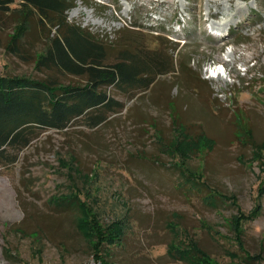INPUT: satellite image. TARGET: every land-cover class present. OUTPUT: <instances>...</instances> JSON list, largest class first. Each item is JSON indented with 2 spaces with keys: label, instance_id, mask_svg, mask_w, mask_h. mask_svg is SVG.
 Segmentation results:
<instances>
[{
  "label": "rangeland",
  "instance_id": "obj_1",
  "mask_svg": "<svg viewBox=\"0 0 264 264\" xmlns=\"http://www.w3.org/2000/svg\"><path fill=\"white\" fill-rule=\"evenodd\" d=\"M72 5L68 23L94 35L105 63L117 62L126 49L145 57L162 48L160 57L173 60L175 72L154 75L145 88L108 87L117 105L98 125L85 115L63 129L36 128L15 162L0 166V264H97L78 231L80 206L76 198L67 201L71 196L101 223L124 225L121 241L103 247L107 264H187L172 250H184L190 240L209 264H264V196L257 197L264 165V0ZM7 8L0 13V75L80 81L35 67L32 56L53 31L35 20L26 22L19 44L27 53L13 55L10 36L26 17L18 0ZM178 59L191 69L180 72ZM175 143L195 149L186 166L230 199L213 207L203 202L206 190L173 168L180 164ZM253 210L233 228L239 211Z\"/></svg>",
  "mask_w": 264,
  "mask_h": 264
},
{
  "label": "trees",
  "instance_id": "obj_2",
  "mask_svg": "<svg viewBox=\"0 0 264 264\" xmlns=\"http://www.w3.org/2000/svg\"><path fill=\"white\" fill-rule=\"evenodd\" d=\"M15 1L0 0V13L2 9L8 10L7 7ZM73 1L18 0L19 11L25 14L26 20L15 26L7 46L9 51L16 57L27 53L19 44L26 33L24 25L31 19L35 20L43 28L53 29L49 31L43 50L32 56L35 67L77 76L80 81L76 84H58L50 79L0 75V166L15 162L18 150L30 143L36 128L63 129L71 120L85 115L94 121L92 125H98L102 122L103 114L117 105L108 87L121 92L145 88L154 75L175 72V62L168 57H160L162 48L145 57L126 49L117 62L105 63L106 53L94 35L78 25L68 23L66 12L72 8ZM156 37L162 39L159 35ZM189 63L178 59L177 68L185 72L186 67L191 69ZM94 112L96 115L90 114ZM186 142L191 141L186 139ZM178 144H174V151L180 157V164H174L173 168H177L182 178L196 190H206L203 202L213 207L217 199H230L206 186L201 180V174H196L186 166L189 153L195 149L186 145L180 147ZM262 167L263 178L257 190L258 199L264 196V165ZM74 198L76 205L80 206L76 210L78 231L86 238L94 261L105 264L107 261L102 255L103 247L121 241L124 225L117 221L108 225L101 223L89 208H85L79 197L71 196L67 201ZM67 205V202L63 203V207ZM255 213L254 210L249 214L239 211L233 220V228ZM172 253H178L179 259L187 264L210 263L206 251L195 240H190L184 250L174 248Z\"/></svg>",
  "mask_w": 264,
  "mask_h": 264
}]
</instances>
